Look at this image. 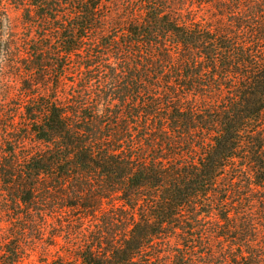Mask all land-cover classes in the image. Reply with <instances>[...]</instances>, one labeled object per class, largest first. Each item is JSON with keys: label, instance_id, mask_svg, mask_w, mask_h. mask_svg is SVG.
Listing matches in <instances>:
<instances>
[{"label": "trees", "instance_id": "1", "mask_svg": "<svg viewBox=\"0 0 264 264\" xmlns=\"http://www.w3.org/2000/svg\"><path fill=\"white\" fill-rule=\"evenodd\" d=\"M39 251L264 264V0H0V264Z\"/></svg>", "mask_w": 264, "mask_h": 264}, {"label": "rangeland", "instance_id": "2", "mask_svg": "<svg viewBox=\"0 0 264 264\" xmlns=\"http://www.w3.org/2000/svg\"><path fill=\"white\" fill-rule=\"evenodd\" d=\"M7 18L8 19L5 22L6 25L8 23H11L13 25H19L21 22L20 13L14 8H11L9 10ZM44 261H46V258L42 256L41 251H39L38 254H32L31 258L25 264H45Z\"/></svg>", "mask_w": 264, "mask_h": 264}]
</instances>
